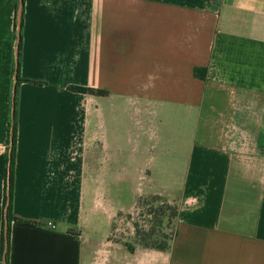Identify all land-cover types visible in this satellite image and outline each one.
Instances as JSON below:
<instances>
[{
    "label": "crops",
    "instance_id": "0c3cea01",
    "mask_svg": "<svg viewBox=\"0 0 264 264\" xmlns=\"http://www.w3.org/2000/svg\"><path fill=\"white\" fill-rule=\"evenodd\" d=\"M19 8L0 0V264ZM21 17L7 264H264V0H24ZM150 197L176 205L175 239L131 251L124 216Z\"/></svg>",
    "mask_w": 264,
    "mask_h": 264
},
{
    "label": "rangeland",
    "instance_id": "374dc122",
    "mask_svg": "<svg viewBox=\"0 0 264 264\" xmlns=\"http://www.w3.org/2000/svg\"><path fill=\"white\" fill-rule=\"evenodd\" d=\"M129 192V189L126 191ZM126 227L133 228L131 245L141 246L142 243L149 247L162 246V243L173 244L177 227V207L168 204L163 198H146L139 202L138 209L133 216H124ZM137 231L142 237H137Z\"/></svg>",
    "mask_w": 264,
    "mask_h": 264
},
{
    "label": "trees",
    "instance_id": "16d2710c",
    "mask_svg": "<svg viewBox=\"0 0 264 264\" xmlns=\"http://www.w3.org/2000/svg\"><path fill=\"white\" fill-rule=\"evenodd\" d=\"M21 0H18V5L20 6ZM24 3V0H22V5ZM22 25H23V17H21V23H20V43H19V51L21 50V40H22ZM17 32H18V20H17ZM18 39V35H17ZM16 69L18 70V78L19 82L17 85V94L15 97V102L13 103L15 110L14 114H11V121L9 125V140H8V146H9V155H8V162H9V170H8V176H7V196L5 199V206H6V219L8 221V238L10 236V226L13 221H18L20 220L17 218L14 213H13V194H14V187H15V170H16V150H17V119H18V88L20 83L22 82L21 77H20V54H19V59H18V65L15 67V72ZM194 75L197 78H200L204 81L207 80L208 78V69L205 68H195L194 70ZM71 91L77 92V93H93V94H99L100 96H106V92H93L90 89H87L85 87H71ZM154 198H159V197H154ZM178 214V213H177ZM142 233L137 231V237L141 238ZM176 236V235H175ZM3 241H5V236L3 237ZM141 242V247H144L146 249H155V250H160V251H165L170 248L169 243H162V246H156V247H149L147 244H143L142 240ZM128 248L133 251L134 247L131 244L127 245ZM4 251V245H3V250H2V260H3V252Z\"/></svg>",
    "mask_w": 264,
    "mask_h": 264
},
{
    "label": "water",
    "instance_id": "95a60500",
    "mask_svg": "<svg viewBox=\"0 0 264 264\" xmlns=\"http://www.w3.org/2000/svg\"><path fill=\"white\" fill-rule=\"evenodd\" d=\"M22 6L23 5H22V0H21L20 8H19V11H18V14H19V16H18V32H17V35H18V39H17L18 46H19V43H20V23H21ZM18 59H19V48L16 51V65H18ZM18 82H19L18 70L16 69L15 77H14V88H13V103L15 102V97H16V94H17ZM14 110H15V107L13 105V113L12 114H14ZM8 243H9V241H8V221L5 218V250H4V253H3V264H7Z\"/></svg>",
    "mask_w": 264,
    "mask_h": 264
}]
</instances>
